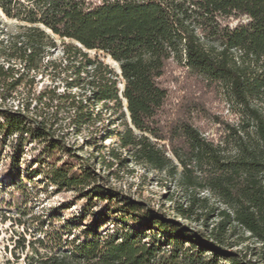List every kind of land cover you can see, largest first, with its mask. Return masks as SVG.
Here are the masks:
<instances>
[{"label": "trees", "instance_id": "16d2710c", "mask_svg": "<svg viewBox=\"0 0 264 264\" xmlns=\"http://www.w3.org/2000/svg\"><path fill=\"white\" fill-rule=\"evenodd\" d=\"M0 10L18 23V34L8 41L11 59L37 71L55 46L53 37L71 41L67 53L72 48L91 70L89 101L113 103L125 122L119 149L138 165L180 176L189 190L211 192L226 207L208 240L150 208L104 194L119 205L116 229L102 233L100 221L107 216L98 214L70 240L57 234L56 241L50 233L55 247L30 264H264V254L222 247L233 224L264 245V0H0ZM94 51L119 65L123 90L100 57L88 59ZM175 86L182 96L174 98ZM220 94L239 108L238 125L212 113ZM0 117V133L47 141L19 111ZM210 119L224 128L220 140L207 138L197 125ZM60 149L55 141L45 146L47 155ZM121 156L112 150V159L125 162ZM45 175L70 190L92 179L66 164ZM70 226L76 224L62 227L63 236Z\"/></svg>", "mask_w": 264, "mask_h": 264}, {"label": "rangeland", "instance_id": "374dc122", "mask_svg": "<svg viewBox=\"0 0 264 264\" xmlns=\"http://www.w3.org/2000/svg\"><path fill=\"white\" fill-rule=\"evenodd\" d=\"M18 32V23L0 10V113L19 111L28 127L45 132L47 141L27 135L19 140L18 135L0 133V264H30L32 257L51 253L55 247L52 237L48 239L50 233H56V241L57 234L62 241L70 240L90 227L98 214L107 216L100 221L102 233L116 229V219L121 216L117 213L119 205L104 194L150 208L211 240V231L218 229L221 213L226 210L220 200L206 190L185 188L180 176L134 163L119 149L117 135L125 130V122L113 103L89 101L91 70L86 58L72 48L67 53L71 41L53 37L55 46L49 47L40 69L29 72L20 61L11 59L13 51L8 50L9 38ZM96 57L118 75V87L123 90L119 65L102 53L88 52V59L94 61ZM174 76L183 79L180 71ZM176 87L172 89L174 98L183 95L174 93ZM210 108L222 122L239 124V108L222 94ZM0 122H4L1 117ZM197 125L207 138L220 140L224 129L221 125L211 119ZM50 141L62 149L47 155L45 146ZM112 150L119 151L125 162L112 159ZM65 164L74 172L90 173V185L79 190L64 189L45 177L52 166ZM97 190L103 193L96 196ZM192 201L195 203L190 211ZM181 207L189 211L185 216ZM68 222L76 226H70V234L63 236L62 227ZM223 238L225 249L250 256L264 254V245L236 224L227 228ZM40 240L46 242L45 248ZM171 250L168 247L167 254Z\"/></svg>", "mask_w": 264, "mask_h": 264}]
</instances>
